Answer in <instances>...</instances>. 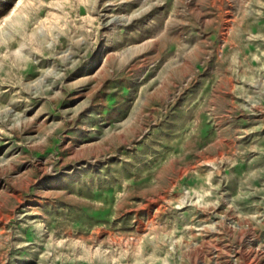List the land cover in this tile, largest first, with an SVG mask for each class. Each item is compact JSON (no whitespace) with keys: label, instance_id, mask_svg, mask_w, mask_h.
Returning a JSON list of instances; mask_svg holds the SVG:
<instances>
[{"label":"rangeland","instance_id":"1","mask_svg":"<svg viewBox=\"0 0 264 264\" xmlns=\"http://www.w3.org/2000/svg\"><path fill=\"white\" fill-rule=\"evenodd\" d=\"M0 264H264V0H0Z\"/></svg>","mask_w":264,"mask_h":264}]
</instances>
